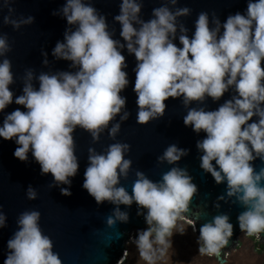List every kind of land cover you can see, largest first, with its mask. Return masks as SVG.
Returning a JSON list of instances; mask_svg holds the SVG:
<instances>
[{
    "label": "clouds",
    "instance_id": "obj_1",
    "mask_svg": "<svg viewBox=\"0 0 264 264\" xmlns=\"http://www.w3.org/2000/svg\"><path fill=\"white\" fill-rule=\"evenodd\" d=\"M14 2L3 0L7 8L3 23L14 30L33 24V16H15ZM168 3L154 8L152 18L145 21L140 15L141 0H121L113 20L121 26L122 43L114 39L107 17L91 0H66L52 13L67 22L63 41H57L52 56L70 62L73 71L36 76L29 69L19 96L10 90L15 80L7 58L12 50L8 36L0 35V113L13 102L26 109L16 108L4 115L0 138L14 141L13 156L21 162L28 163L31 154L41 175L53 177L50 187L66 185L60 192L71 196L72 178L79 171L76 129L88 132L93 141H99L101 132L108 129L115 139L121 125L117 122L109 128L110 123L117 116L126 121L131 115L127 97L122 95L130 83L123 55L126 49L136 59V122L147 125L162 118L165 102L182 98L187 109L184 125L198 135L206 134L196 143L200 168L211 174L216 184L226 182L227 196H235L246 209L237 218L240 230L259 237L264 234V167L257 171L253 162H264V0H248L246 11L230 14L223 23L215 14L210 20L208 12H200L191 37L179 22L191 9L175 7L178 0ZM177 38L181 46L175 43ZM41 54L42 64L47 66L48 53L42 50ZM229 92L231 98L215 110L190 107L194 102L203 105L208 98L218 102ZM130 147L116 142L102 153L89 148L82 188L97 205L108 202L116 206L107 219L109 226L117 220L127 223L129 214L119 206L135 203L137 215L144 216L147 225L133 238L139 260L143 264H175L173 236L185 235L189 226L194 228L187 213L198 186L186 168L175 166L190 149L169 145L157 159L173 167L155 182L136 171L130 194L121 186V179H127L132 168L131 159L125 158ZM26 195L35 200L37 191L29 185ZM215 206L219 208L218 203ZM6 219L0 209V229L7 227ZM229 219L227 214L217 215L200 227L199 253L220 256L233 236ZM40 220L38 210L19 215L17 230L7 241L4 264H62Z\"/></svg>",
    "mask_w": 264,
    "mask_h": 264
},
{
    "label": "water",
    "instance_id": "obj_2",
    "mask_svg": "<svg viewBox=\"0 0 264 264\" xmlns=\"http://www.w3.org/2000/svg\"><path fill=\"white\" fill-rule=\"evenodd\" d=\"M66 0H15L12 5L15 8V16H33L35 22L31 25L22 26L14 30L11 25L3 23V17L7 15V8L3 7V0H0V35L7 34L11 51L7 58L12 62L15 83L10 90L15 96L22 94L24 86V75L29 69L38 76L41 72L54 73L59 71H73L69 67L70 62L57 60L52 56V49L57 41H63L67 22L60 16H53L52 13L58 10ZM143 7L141 18L145 21L152 18V10L168 3V0H141ZM248 0H178L175 7H189L191 14L187 17H180L179 22L189 29V37L195 31V21L200 12H208L210 20L215 14L223 23L230 14L246 11ZM101 14L107 17L109 30L114 31V39H121L120 24L113 20L119 14L121 0H91ZM168 6L175 9L168 3ZM214 26V25H213ZM179 35V33H177ZM177 46L179 40L175 41ZM48 53V65L44 66V57L41 51ZM126 57L128 68L129 86L122 95L127 97V111L131 113L126 121H120L117 116L109 125V128L117 122L120 123V131L115 139L109 136V130L101 132L99 141H93L91 135L77 128L74 133L76 143V155L79 159L78 174L72 178L71 196H64L60 187L53 185L51 174L41 175L40 166L29 154V162L24 163L13 156L17 147L14 141H6L0 138V209L6 214L7 227L0 229V264H4L6 258L7 241L17 230V220L21 213L29 210H38L41 213L40 226L44 234L48 235L54 243V251L59 254L62 264H111L114 260L120 262L122 257L118 253L122 249L124 241L129 237V228L146 227L144 216L137 215V205L131 207L120 205L121 211L129 214V221L123 223L116 221L115 225L109 226L107 219L114 213L115 205L104 202L97 205L86 190L82 188L84 171L88 166V150L94 148L98 153L107 150L110 144L121 142L129 144L130 151L126 159H131L132 168L127 179H121V186H124L131 194L133 182L136 179V171H141L155 181H159L162 175L170 170L173 165L158 162L164 150L171 144L180 148L190 149L189 155L183 157L177 165L186 168L193 177V182L198 186V193L194 196L187 219L191 220L197 227L210 222L215 216L227 214L229 222L233 224V236L228 245H234L235 236L241 231L238 224V216L245 211L236 197L227 196V184H216L211 174L205 173L200 168L201 153L196 148V143L205 137V133L199 135L191 127H186L183 117L187 109L182 103V98H169L165 115L147 125H140L136 122L137 105L136 94L133 91L135 83L136 66L134 55H129L127 50L123 51ZM2 59V58H0ZM38 87V81H33ZM231 98V93L225 95L218 101L213 102L208 98L201 105L194 102L190 107H205L207 110H215L224 101ZM15 99V97H14ZM16 108L26 111L23 106L14 102L0 113V125L3 123L4 115L11 113ZM256 117H253L255 120ZM215 163V162H213ZM254 167L257 171L264 167V162L255 160ZM264 183V182H262ZM31 185L37 191V198L29 200L26 195L28 186ZM223 196V200L218 198ZM219 204V208L215 205ZM146 211V210H145ZM197 214L199 219L196 220ZM261 242H264V234L259 235Z\"/></svg>",
    "mask_w": 264,
    "mask_h": 264
},
{
    "label": "rangeland",
    "instance_id": "obj_3",
    "mask_svg": "<svg viewBox=\"0 0 264 264\" xmlns=\"http://www.w3.org/2000/svg\"><path fill=\"white\" fill-rule=\"evenodd\" d=\"M189 228H187L185 235L175 234L173 236L175 255L172 259L175 264H219L213 257L208 258L207 255L204 256V254L199 253L197 239L192 240V238H197L198 234L196 232V235L193 234V237ZM137 232L138 230H134L130 233L129 240L126 241L127 243L124 247L123 258L121 262L117 264H143V262L139 260V254L133 242V238L136 236ZM129 243L134 245V250L132 249L131 251L132 253L127 249ZM263 249V247L257 244L254 235L248 237L240 235L238 238V246L233 252H227L228 255H226L225 258H227L228 264H264Z\"/></svg>",
    "mask_w": 264,
    "mask_h": 264
},
{
    "label": "bare ground",
    "instance_id": "obj_4",
    "mask_svg": "<svg viewBox=\"0 0 264 264\" xmlns=\"http://www.w3.org/2000/svg\"><path fill=\"white\" fill-rule=\"evenodd\" d=\"M192 225L194 226L195 231H196L197 234L199 235V231H198L197 227L195 226V224L192 223ZM146 227H147V225H146ZM146 227L143 228V229H146ZM188 228H189V227H188ZM194 228H193V227L191 228V226H190V228H189L193 237H194L193 234L196 235V232L193 230ZM143 229H139V228H136V227H130V228H129V230H130V231H129V235H130V233H131L132 231H134V230H143ZM198 235H197V238H192V240H194V239H198ZM240 235H245L246 237L248 236L244 231H240V232L235 236L233 247H231V248L224 247V248L221 250V254H220V256H219V257L212 256L213 259H214L215 261H217L219 264H228L229 262L227 261V258H225L226 255H228L227 252H230V253H231V252H233V251L236 249V247L238 246V238H239ZM254 236L256 237V242H257V244H258L259 246H263V248H264V242H261L260 237H257L256 235H254ZM129 237H130V236H129ZM129 237L127 238V240L124 241V244H123V247H122L123 250H124V247H125V245H126V243H127L126 241L129 240ZM195 237H196V236H195ZM133 247H134V245H133L132 243H129V244L127 245V249H128L130 252L132 251ZM133 250H134V249H133ZM263 251H264V250H263ZM118 253H119L120 256L123 258V251H119ZM131 253H132V252H131ZM204 256H206V254H204ZM208 258H209V256H208ZM121 260H122V259H121ZM121 260H120V262H121ZM206 260H208V259H206ZM209 261H210V260H209ZM117 263H119V262H118L117 260H114L111 264H117Z\"/></svg>",
    "mask_w": 264,
    "mask_h": 264
}]
</instances>
